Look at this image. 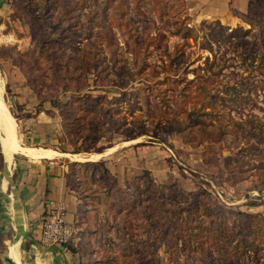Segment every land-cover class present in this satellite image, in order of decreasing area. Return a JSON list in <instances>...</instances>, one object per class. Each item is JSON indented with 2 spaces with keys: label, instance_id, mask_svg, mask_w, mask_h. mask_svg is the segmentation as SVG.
<instances>
[{
  "label": "rangeland",
  "instance_id": "1",
  "mask_svg": "<svg viewBox=\"0 0 264 264\" xmlns=\"http://www.w3.org/2000/svg\"><path fill=\"white\" fill-rule=\"evenodd\" d=\"M200 22L187 12L184 0H0V79L13 132L23 146L62 153L52 159L15 153L10 177L44 161L62 169L77 202L70 211L75 232L67 246L74 247L73 238L78 237L74 248L81 264H192L187 250L177 257L165 250L150 221L144 220L141 212L148 216L150 181L190 192L205 189L223 208L264 212V189L255 188L258 177L252 164L258 161L248 159L243 168L229 171L237 162L235 150L214 145L216 152L204 153L207 141L195 143L185 130L169 123L182 99L179 89L153 84L167 74L191 77L205 56L211 66L203 71L216 72L212 62L221 61L222 51L227 62L236 63L229 48L213 46L210 52L193 39L182 46L183 55L165 53V46L172 52L175 43H182L171 30L179 24L189 25L198 35L202 27L210 30ZM126 28L130 38L124 35ZM241 69L231 65L218 73L209 85L216 99L227 96L218 85L221 79L244 82ZM257 91L250 110L263 118L264 88ZM186 101L199 102V94L192 90ZM163 103L172 110L163 112ZM236 105L227 98L218 108L224 115L221 127H232L227 120L237 116ZM227 136L229 142L232 134ZM93 152L101 153L94 164L71 156ZM6 165L3 156L0 182ZM219 168L222 178L217 177ZM261 226L257 248L238 256L230 246L220 250V239L215 244L206 240L209 264L254 262L264 249V223ZM230 232L234 243L246 229L242 224ZM6 235L0 231V264H8ZM48 257L36 263L24 254L23 264H53ZM260 262L264 257H258L256 264Z\"/></svg>",
  "mask_w": 264,
  "mask_h": 264
},
{
  "label": "trees",
  "instance_id": "2",
  "mask_svg": "<svg viewBox=\"0 0 264 264\" xmlns=\"http://www.w3.org/2000/svg\"><path fill=\"white\" fill-rule=\"evenodd\" d=\"M164 14L162 10L160 18ZM185 17L188 18V16ZM247 22L250 25L249 28L238 25L230 29L216 21L201 20L200 23L210 27V30H205L202 27L200 35L195 34L196 30L189 25L179 24L170 33L181 38L182 43H175L172 52L168 50V46H165L164 51L167 55L175 53V58L183 55L184 47L182 46L184 44L189 46L191 44L189 39H193L200 49H207L210 52H213V46L229 48L233 53L232 57L237 61L234 64L227 62L229 57L224 58V51H222L221 61L217 63L214 60L212 62L216 63V72L203 71L206 67L211 66V62L208 63V56H205L204 61L192 69L194 73L191 77L186 75L173 77L167 74L165 78L153 84L166 83L168 89H179L178 93L182 99L169 118L170 124H174L182 131L185 130L186 135L192 138L195 143L207 141L209 145L205 148L204 153L216 152L214 145L235 150V156L238 155L237 162L228 166L229 171L237 166L243 168L246 163L250 162L248 159L258 161L255 164L252 163L255 169L254 175L258 177L255 188L264 189V117L261 118L250 110L257 90L264 88V20L248 18ZM124 35L130 38L132 34L126 28ZM198 37H200L199 43L196 41ZM185 58L187 59L188 55ZM172 59L174 58L172 57ZM189 62L191 63V60ZM231 65H238L242 68L239 76L245 80L244 82L238 80L230 83L228 80L221 79L218 85L227 93V96L221 94L216 99V96L211 93L209 85L213 84L214 78L217 79L218 73H222L225 68ZM152 86V84L146 86L149 93H152ZM192 90L199 94L197 103L186 101V97L191 95ZM227 98L233 100V103L237 104L235 107L239 109L237 116H229L227 120L228 125L232 126L229 130L221 127V123H223L221 119L224 118V115L218 110ZM244 107H247L245 113H243ZM163 108H165L163 112L172 110L169 104L163 103ZM148 110L153 112L150 106H148ZM182 114H185V118H180ZM229 133L232 136L231 140L227 142L226 137ZM2 157L0 152V159ZM94 163L93 160L85 161L86 165ZM223 173L222 168H219L217 177L222 178ZM149 184L151 185L148 196L149 205H146L149 213L148 216L147 213H141L145 216L144 220L150 221V227L155 237H160L157 240L161 241L165 245V250L170 251L175 257L187 250V253L192 257V264H209L208 256L211 255V252L204 246L206 240L209 244H215L220 239L221 244L217 243V247L221 250L230 246L231 253L236 256L241 255L245 249L257 248L259 235L263 232L261 223H264V212L252 214L231 207L223 208L212 199L209 191L202 188L190 192L175 184L161 186L153 181H150ZM165 216L167 219H164ZM242 224L246 233L237 236V240L232 243L231 229L235 226L240 228ZM67 243L63 246H67ZM259 254L250 264H256L259 256L264 257V249ZM5 261L8 264H13L7 256Z\"/></svg>",
  "mask_w": 264,
  "mask_h": 264
},
{
  "label": "crops",
  "instance_id": "3",
  "mask_svg": "<svg viewBox=\"0 0 264 264\" xmlns=\"http://www.w3.org/2000/svg\"><path fill=\"white\" fill-rule=\"evenodd\" d=\"M184 3L195 20L216 21L230 27L247 25L248 18L264 20V0H184ZM4 154L7 168L3 177L8 174L9 180L0 192V231L8 234L5 241L8 257L19 264L11 254V247L15 245L20 264L24 262V254L36 263L46 255L53 264H81L78 249L74 248L78 237L73 238L74 249L63 245L45 246L38 240L40 219L47 200L64 201L68 208V219L72 221L74 217L70 211H74L76 196L69 189L62 169L55 168L53 162L44 161L22 169L13 178L10 177L13 155Z\"/></svg>",
  "mask_w": 264,
  "mask_h": 264
},
{
  "label": "bare ground",
  "instance_id": "4",
  "mask_svg": "<svg viewBox=\"0 0 264 264\" xmlns=\"http://www.w3.org/2000/svg\"><path fill=\"white\" fill-rule=\"evenodd\" d=\"M3 78V77H2ZM3 82V81H2ZM2 86H1V79H0V140L2 149L4 152L9 155L10 157L13 154L21 153L28 158L31 159H52L57 155H62V153L51 149V148H44V147H30V146H23L19 143L18 139L16 138L12 125L9 121V110L2 99ZM114 148H109V151L113 150ZM72 157L78 158L80 160L86 159H98L101 157V153L93 152V153H82V154H74L71 155ZM9 173V171H8ZM9 180L8 174L3 177V185L2 189L6 187L7 181ZM6 208V207H5ZM17 212V211H16ZM14 249L13 255L16 258L17 262L20 264V260L18 257V252Z\"/></svg>",
  "mask_w": 264,
  "mask_h": 264
},
{
  "label": "built area",
  "instance_id": "5",
  "mask_svg": "<svg viewBox=\"0 0 264 264\" xmlns=\"http://www.w3.org/2000/svg\"><path fill=\"white\" fill-rule=\"evenodd\" d=\"M75 226L68 219L64 201L49 199L39 224V243L45 246L63 245L73 236Z\"/></svg>",
  "mask_w": 264,
  "mask_h": 264
},
{
  "label": "water",
  "instance_id": "6",
  "mask_svg": "<svg viewBox=\"0 0 264 264\" xmlns=\"http://www.w3.org/2000/svg\"><path fill=\"white\" fill-rule=\"evenodd\" d=\"M3 156H4V158H5V161H7V159H6V156H5V154H4V152H3ZM86 160H95V159H86Z\"/></svg>",
  "mask_w": 264,
  "mask_h": 264
}]
</instances>
